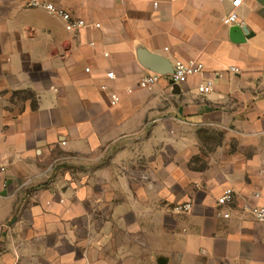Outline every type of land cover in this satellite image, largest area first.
<instances>
[{
  "label": "crops",
  "instance_id": "1",
  "mask_svg": "<svg viewBox=\"0 0 264 264\" xmlns=\"http://www.w3.org/2000/svg\"><path fill=\"white\" fill-rule=\"evenodd\" d=\"M43 1L88 26L0 0V264H264V0Z\"/></svg>",
  "mask_w": 264,
  "mask_h": 264
},
{
  "label": "built area",
  "instance_id": "2",
  "mask_svg": "<svg viewBox=\"0 0 264 264\" xmlns=\"http://www.w3.org/2000/svg\"><path fill=\"white\" fill-rule=\"evenodd\" d=\"M244 0H231L232 11L223 19V24L226 26H242L243 23L240 21L238 10L242 7ZM28 7L41 9L52 16H56L61 19L65 25L66 29L70 32H76L84 29L88 24L84 20L74 19L73 16L64 10L58 8L56 5L43 1V0H28ZM97 29L100 25L95 26ZM109 56V54H107ZM87 72H90L88 69ZM206 72L203 63L193 60L189 62L178 61L173 66V71L171 74H161V73H149L141 78L139 81V88L143 90L152 89L157 84H159L163 79H166L170 84L175 86H182L188 82L189 79L193 77L203 76ZM230 72L233 74H239L240 70L236 67H232ZM107 79L110 82H114L117 79L115 72L111 71L107 73ZM215 83L213 80H207L201 83L198 87V93L200 96H209L214 92ZM101 90L104 92H112V104L117 105L120 102V97L113 92L108 84L101 86ZM133 89H128V94L133 93ZM233 192L227 191L225 195L219 199V204L225 206L233 201ZM179 213H188L192 210V204H186L178 206L175 209ZM253 216L260 222H264V209H254L252 211ZM228 217V216H226Z\"/></svg>",
  "mask_w": 264,
  "mask_h": 264
},
{
  "label": "water",
  "instance_id": "3",
  "mask_svg": "<svg viewBox=\"0 0 264 264\" xmlns=\"http://www.w3.org/2000/svg\"><path fill=\"white\" fill-rule=\"evenodd\" d=\"M143 62L148 68L153 69L156 72H159L165 75L171 74L170 72L165 70L166 64H167L166 61H164L163 59L159 57L145 55L143 57Z\"/></svg>",
  "mask_w": 264,
  "mask_h": 264
},
{
  "label": "rangeland",
  "instance_id": "4",
  "mask_svg": "<svg viewBox=\"0 0 264 264\" xmlns=\"http://www.w3.org/2000/svg\"><path fill=\"white\" fill-rule=\"evenodd\" d=\"M203 138L206 142V146L208 150L212 149V146L216 145L220 137L217 134H211V133H204Z\"/></svg>",
  "mask_w": 264,
  "mask_h": 264
}]
</instances>
